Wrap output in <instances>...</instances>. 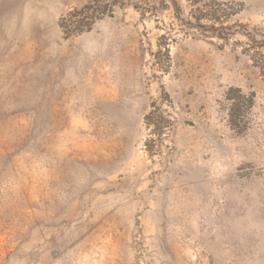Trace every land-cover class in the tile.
<instances>
[{"label": "rangeland", "instance_id": "rangeland-1", "mask_svg": "<svg viewBox=\"0 0 264 264\" xmlns=\"http://www.w3.org/2000/svg\"><path fill=\"white\" fill-rule=\"evenodd\" d=\"M83 4L0 0V264H264L263 52L132 6L63 37Z\"/></svg>", "mask_w": 264, "mask_h": 264}, {"label": "trees", "instance_id": "trees-1", "mask_svg": "<svg viewBox=\"0 0 264 264\" xmlns=\"http://www.w3.org/2000/svg\"><path fill=\"white\" fill-rule=\"evenodd\" d=\"M151 2L149 6L142 9L136 0H84L81 8H73L66 12L59 18V27L63 33V37L67 38L71 35L79 34L88 31L94 21L102 16L111 15L115 7L123 8L125 6H132L139 12L140 18H143L146 13L149 16L158 18L159 13L163 10L170 9L173 17L184 26L186 29H194L209 37L218 39H226L229 36L239 33L245 36L253 48L261 50L264 65V35L257 34L254 30H250L247 24L243 23H226L225 17H220L217 10L209 6V2H202L200 0H192L188 15L184 16L179 0H148ZM86 17V21L84 19ZM67 22L72 23V30H68ZM259 35V36H257ZM169 42L162 44L166 54L169 51ZM231 89L228 90V101L230 106L228 108V121L230 125H235V121H239L240 114L237 104L229 95ZM240 97L243 100V106L248 111L252 107L253 101L251 96L242 94L239 89ZM227 96V94H226ZM241 132V131H240Z\"/></svg>", "mask_w": 264, "mask_h": 264}]
</instances>
